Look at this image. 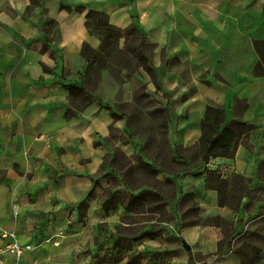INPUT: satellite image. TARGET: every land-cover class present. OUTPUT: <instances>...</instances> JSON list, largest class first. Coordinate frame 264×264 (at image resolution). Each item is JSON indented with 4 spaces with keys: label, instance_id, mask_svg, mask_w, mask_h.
<instances>
[{
    "label": "crops",
    "instance_id": "0c3cea01",
    "mask_svg": "<svg viewBox=\"0 0 264 264\" xmlns=\"http://www.w3.org/2000/svg\"><path fill=\"white\" fill-rule=\"evenodd\" d=\"M88 10L135 25L152 44L145 94L163 111L160 145L148 148L159 131L150 117L139 137L127 113L70 90L86 86L83 45L101 42L86 26ZM262 55L264 0H0V264H111L97 260L115 255L125 264L134 251L156 249L162 264L189 256L192 264H264ZM208 106L235 138L229 154L203 159ZM114 147L132 163L141 155L154 164L156 186L125 187ZM112 178L126 196L107 211L101 198ZM142 189L157 191L171 216L135 218L128 193ZM4 231L33 243L18 262Z\"/></svg>",
    "mask_w": 264,
    "mask_h": 264
},
{
    "label": "trees",
    "instance_id": "16d2710c",
    "mask_svg": "<svg viewBox=\"0 0 264 264\" xmlns=\"http://www.w3.org/2000/svg\"><path fill=\"white\" fill-rule=\"evenodd\" d=\"M86 26L89 31L96 34L101 42L98 48H93L88 44H84L82 48V54L87 61V67L84 73H88V69L90 68L93 61H104V56L109 51H116L119 53L120 57L124 60H127V55L122 53L124 49L131 50L132 54H138L142 51L143 47L146 46L150 51L152 48V44L145 43L144 33L139 31V29L135 26H129L126 28H120L108 23L107 16L102 11L97 10H88L86 13ZM123 37V46H119V39ZM133 40V42H131ZM258 48V47H257ZM261 61V62H260ZM260 61L255 66V69L262 63L264 64V55H262ZM151 72V79H154V73L152 67L148 63V59L143 61V65ZM87 86V85H86ZM84 84L73 88L70 86V90L75 89L76 92L86 91L90 92L89 89ZM92 94V93H91ZM93 95V94H92ZM68 115V110L67 113ZM116 115L115 112H113ZM209 119V120H208ZM220 120V111L214 107L208 106L206 108L205 117L202 121V135L200 138L201 144L204 146L203 151V159L207 158L210 155H227L230 151V146L232 141L235 138V131L231 127L224 126L222 128H217V124ZM239 124V123H238ZM244 126V124H242ZM112 162H119L121 165L120 175L121 181L125 187H130V180L134 177L135 172H140L142 175H147L150 181V184L156 186L157 180L155 179V175L158 173V168L147 161H145L141 155H138L135 162L132 163L131 159L124 155L117 147L113 148V153L111 157ZM104 168V162L100 164L98 174H101L102 169ZM92 179L93 186L98 183L96 175H90ZM114 179V178H113ZM112 186L114 183H110L103 190V196L101 198V205L105 210H109L114 207L115 203L118 201H123V198L126 196L125 193H118L117 191L112 190ZM129 196L134 198V201L128 200V208L130 210H134L132 208L133 205H142V210H134L137 213H155L156 211H164L157 203V200H161L160 195L157 191H148L147 189H142L138 193H128ZM148 200V205H145L143 201ZM151 201L153 203H151ZM87 207L86 202H81L79 204V215L82 216ZM152 231H149L150 235H156L159 228L153 226ZM141 234H143L141 232ZM140 234V235H141ZM141 253H131L128 256V259L125 264H140L139 258ZM101 257L97 260V263H101L103 260L110 261L111 264H116L117 260L121 257L115 255L110 258L103 259ZM187 264H192V257L189 256V260Z\"/></svg>",
    "mask_w": 264,
    "mask_h": 264
},
{
    "label": "rangeland",
    "instance_id": "374dc122",
    "mask_svg": "<svg viewBox=\"0 0 264 264\" xmlns=\"http://www.w3.org/2000/svg\"><path fill=\"white\" fill-rule=\"evenodd\" d=\"M124 39H119V46H123ZM133 42V40L131 41ZM127 55V60L120 57L116 51H109L104 56V61H93L88 73L85 75V83L89 91L95 95L101 102L112 104L117 107L119 112L127 113V125L129 124L132 134H137L139 137L147 134L141 128L143 125L142 116L150 117V124L155 121L159 125V119L163 116V111L159 109L150 98L145 94L148 81L151 78V72L143 65V61L149 59L151 51L144 46L138 54H132L131 50L124 49L123 52ZM148 115V116H147ZM123 134L120 138L124 139ZM147 145L164 142V133L159 125V131L156 134L150 132ZM144 141V140H142ZM115 183V179H111ZM150 181L147 175H142L140 172H135L134 177L130 180L131 187H144L149 185ZM134 210H142V205H133ZM171 216L167 211H156L155 213L142 214L135 216L137 219H166ZM145 223L139 224L136 227H142ZM150 224V223H149ZM161 251L152 250L149 257L141 253L140 257L147 259L146 264H162ZM160 261V262H159Z\"/></svg>",
    "mask_w": 264,
    "mask_h": 264
},
{
    "label": "built area",
    "instance_id": "2783aa9c",
    "mask_svg": "<svg viewBox=\"0 0 264 264\" xmlns=\"http://www.w3.org/2000/svg\"><path fill=\"white\" fill-rule=\"evenodd\" d=\"M16 205L13 204V210L15 211ZM8 234L9 236L12 237V239L8 242H6V249L9 250L10 252L13 253L15 257V261L18 262L19 259L21 258V255L24 250L31 249L33 247V243L27 242L24 244H19L15 238V235L12 231L6 232L4 231V235Z\"/></svg>",
    "mask_w": 264,
    "mask_h": 264
},
{
    "label": "water",
    "instance_id": "95a60500",
    "mask_svg": "<svg viewBox=\"0 0 264 264\" xmlns=\"http://www.w3.org/2000/svg\"><path fill=\"white\" fill-rule=\"evenodd\" d=\"M184 245H185L186 248H189V245H187V244H184Z\"/></svg>",
    "mask_w": 264,
    "mask_h": 264
}]
</instances>
